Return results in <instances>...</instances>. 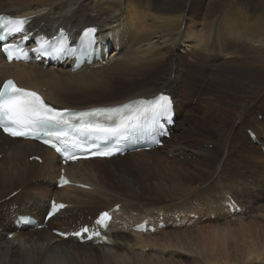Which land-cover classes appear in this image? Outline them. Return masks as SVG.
Instances as JSON below:
<instances>
[{
	"label": "bare ground",
	"instance_id": "1",
	"mask_svg": "<svg viewBox=\"0 0 264 264\" xmlns=\"http://www.w3.org/2000/svg\"><path fill=\"white\" fill-rule=\"evenodd\" d=\"M262 9L264 10V0H0V12L26 16L28 18V30L51 35L57 30L65 28L76 37L85 28L96 26L101 38L112 37L115 41L109 59L103 62H95L92 65L87 64L77 71H72L63 66L57 68L53 66L44 67L41 63L10 64L5 62L0 54V85L4 79L14 77L23 86L42 91L47 101L60 108L120 104L139 97L152 98L159 92L169 93L174 98L177 115L174 126L175 132L170 136L173 141H167L165 138L164 141L166 142L163 147L168 148L167 152L176 158L180 154L187 158L196 155L198 157L200 154H202L200 158L209 154L215 156L217 155L216 151L210 150L205 142L200 148H196L197 146L190 147L179 137L178 133L188 130V128L182 123L178 124L180 120L176 121L180 113V105L177 102L179 96L183 94L185 98L181 103V109L188 104V92L194 87L192 78L194 75H198L195 80L199 79V76L207 77V84L214 85V87L216 85L218 87L226 86L238 93H254L256 89L261 88L257 99L264 103V24L261 22L264 11L262 15L260 13ZM117 46L120 47L119 51H117ZM130 85H133L134 88L123 92ZM254 88L256 89L253 92ZM208 90L210 89L207 88L205 91ZM98 97L104 101H98L99 103L93 101V104L88 105L81 104L87 100H96ZM123 97L127 98L124 99ZM212 99L214 100V97ZM242 99L243 101L246 100ZM217 101H212L205 108L207 111L204 115L206 116L201 115L206 123L211 119L213 122L222 123L224 119L231 117L230 114L233 113V110H225L222 101ZM250 105H248L249 108L241 105L243 108L241 112L247 115L242 116L240 112L232 122H237L243 117L237 125L244 124V118L247 116L249 123L250 117L248 115L252 116L254 112ZM227 113L228 117L221 118L218 122L217 118ZM258 114L259 112L256 115L258 116ZM237 125L233 124L234 128H232L235 130ZM244 127L252 129L260 139L261 146H264V122L259 121L258 118L254 125L245 124ZM247 131L248 129H246ZM223 133L225 131H221V134ZM246 136L249 137V134ZM0 139H2V143L9 144L8 146L2 144L0 147L2 149L0 151V155L2 154V159L0 158V181L9 184L16 181L10 188L12 190L0 196V264H183V256L187 255L184 252L188 250L181 245V243L185 245V242L178 235L166 233L164 230H157L156 232H160V235H153L156 232L144 230L139 232L133 229L144 210V207L141 208V205H138V199H141L138 193L129 187H121L120 184L110 183L107 186L102 184L103 187L113 191H121L123 188L124 191L130 193L127 197H116L104 188H100L102 186L97 185L96 182L85 180L81 173L80 165L90 162L103 161L107 163L116 160V163L120 165H123L125 161L130 163L126 159L127 154L69 164L68 173L77 181L91 184L94 187L93 191L71 186L62 189L55 187L54 191V186H56L54 178L57 175L53 172L50 173V170L43 169L38 161L30 160L31 156H41L43 164L50 166V168L53 164L56 166L59 162L50 148L32 140L13 139L3 134L1 130ZM249 139L251 140L250 137ZM229 140H231L230 137ZM235 143L234 146L238 147L239 142ZM239 144L242 148L241 143ZM248 146V151H243V149L240 151L239 154L242 157L237 161L238 166L241 165L244 171H240L239 176L234 174L231 176V182H236L235 187L242 191L241 194L247 196V200L236 195L230 183L220 179L212 183L210 180L211 185H203L206 192L204 203L208 208L220 207L222 210L230 212V206L225 207L223 205L226 196L232 195L230 192L235 194V197L233 195L232 197L240 205V210L234 207V211H231L235 215L251 208L253 202L260 198H263L264 202V187H256L252 181L247 182L244 177L245 170L250 167L252 170L253 161L258 158L253 156L256 154L255 148L259 149V146L253 144L252 141ZM160 148L159 146L146 152L157 156L161 153L160 151L158 153ZM260 152L259 154L264 161V152ZM25 155L26 159L23 165L15 162L16 158L25 157ZM8 156H10L9 162L4 164V159L9 158ZM226 156L224 157L222 154L216 160L218 161L217 169L212 172V175L215 172L216 176L220 170L224 169V162L227 163L226 166H230L229 163L232 161ZM262 163L264 165V162ZM204 165L207 164L204 163ZM101 168L100 166H93L98 175L101 173ZM261 168L264 171L263 167ZM58 171H60V166ZM225 187H228L229 190ZM0 188L2 187L0 186ZM34 188L44 191L48 195L54 191L62 201L65 199L64 202L68 204L75 201L65 198L66 192L89 194L82 204L85 207L75 204L73 207L60 211L50 221L51 224V222L59 219L63 224L75 222V225L57 229L69 230L80 223H86V221L76 223V216L86 212L88 207L91 210L97 208L92 199H99L101 203L107 205L101 206L95 214L100 210H109L113 205L124 202L120 210L122 211L121 215L124 216L120 217L122 226L114 230L116 225L113 224L109 228L112 244L79 243L72 237L68 239L59 238L51 229L46 228L18 231L14 223L18 213H31L44 219L48 209L52 195L46 204L41 196L29 192ZM218 189L222 192L216 201L214 192ZM15 190L18 192L12 196ZM95 190L96 192H94ZM186 191L188 190L181 191L179 195L185 198V194L182 193ZM226 191L229 193H225ZM224 194L225 198L220 203ZM89 200L92 201V205ZM131 203L134 207L129 209L128 205ZM14 205H18V209H13ZM153 208L158 211V214L162 211L164 217L171 210V207L167 205H155ZM153 208L150 212L145 213L141 220L155 218V215H151L154 211ZM186 208L187 206L180 210H186ZM213 209L211 212H216ZM250 210L253 212V209ZM133 212L138 213L133 215ZM262 213H264L263 205L257 209L256 215L259 214L258 216L264 218ZM9 214L11 219L7 222L5 217ZM185 214L187 215L189 212ZM197 216L195 214L194 217ZM118 218L119 216L116 217V220ZM246 227L244 226L248 232H251L250 234L254 233L255 229L257 231L258 228L256 227L253 231V228L249 227L250 231ZM214 228L212 234H209L210 237L208 236L209 239L204 238L205 241H208L206 243L212 247V251L209 252L212 255L204 258L203 264H246L245 262H255V259L264 262V252L257 253V246L256 248L253 246L255 239L250 240L245 234V237L247 236L250 241H247L246 238L244 244L245 241L241 240L244 250L242 253L241 244L238 241L231 243L226 231L218 229V227ZM244 228H241V233L244 232ZM10 232L14 233L12 239L8 236ZM235 238L237 239V237ZM154 246H161L162 248L156 255L157 257L150 253V249L153 250ZM260 247L263 248V245ZM233 248L238 250H234V252L236 251L235 254L239 253L235 255L233 252L236 258L232 262L230 254H232L231 249ZM206 250L208 251V249ZM140 251L145 255L141 257Z\"/></svg>",
	"mask_w": 264,
	"mask_h": 264
},
{
	"label": "rangeland",
	"instance_id": "2",
	"mask_svg": "<svg viewBox=\"0 0 264 264\" xmlns=\"http://www.w3.org/2000/svg\"><path fill=\"white\" fill-rule=\"evenodd\" d=\"M263 11L264 10L262 9L260 12L261 15ZM262 19H261V22L264 24V13L262 15ZM197 76L198 75H194L192 78V80L194 81V87L191 89L190 92H188L189 93L188 94V98H189L188 104L186 106H183V109H181V103L183 101V98H185L183 94L179 96V101L177 102L180 105L179 107L180 113H179V118L176 121L180 120L178 124L182 123L183 125L186 126V128H188V130H184L183 132L178 133V135L190 147L197 146L196 148H200V146L202 147L204 145L203 143L205 142L207 147L210 150L214 152L216 151L217 155L214 156L212 154H209L208 156L211 155L214 157H208L207 155H205L206 157L200 158V155H202L200 154L198 157L196 155L197 159H189L187 157L182 159L183 156H181L180 154L179 157L176 158V156L169 154L167 152L168 148L163 147L164 146L163 145V146H160L161 148L160 150H158V153L159 151L161 152L160 154H157L158 157L155 156L156 154L153 155L151 153H147L146 151H138V152L127 154L126 159L130 163H127L125 161L123 165L116 163V160L112 162H107V163L103 161H97V162L81 164L80 165L81 173L84 175L85 180L90 181V182H96L97 185L102 186L100 188H104L107 192L116 195V197H125V196L127 197V195H129L130 193H128L127 191H124L123 188H121V191H113V190H110L109 188L103 187V185L107 186L110 183L120 184L121 187L122 186L129 187L131 190L138 193L139 197H141V199H138L139 201L138 205H141V208L144 207V210L141 212L142 216H140L141 217L140 219H142L145 213L150 212L151 208H153L155 205H161V206L167 205L171 207V210L168 211L169 213L168 216H170L171 212L183 209L186 206H187L186 210L195 209L198 212V215H199L198 217H192L190 219L182 220L180 222L170 221L166 228L159 229V230H164L166 231V233H169L172 235L176 234L179 236L180 239H182V241L185 242V245L181 243V245L184 246V248L188 250L187 252L182 251L184 253H187L186 256L185 255L183 256V259H182L183 264H203L204 258H207L208 256L212 255L209 253L212 251V247L211 245H208V243H206L208 241H205L204 238L209 239L210 235L215 229L214 227H218V229H222L226 231V234L228 235L229 241L231 243L233 242L235 243V241H238V243L241 244L240 250L242 253H244V250L242 248L243 242H241V240L246 239L247 236L245 237V234H247L250 240L255 239L254 241L255 245L253 244V246H255V248L257 246L256 252L258 251L257 253L261 254L262 252H264V218L262 216H258L259 214L258 215L256 214H257V209L262 205L264 206V202L262 200L263 198L258 199L256 201L257 203L253 202L251 208H248L246 211L235 215V214L228 213L222 210L220 207L216 209L208 208L207 205H205L204 203L206 199L205 197L206 192H205L203 185L205 184L211 185V181L212 183H215L216 180L220 179L222 181H225L226 183H230L236 195H238L241 199L247 200V196H244L243 194H241L242 191L240 189L238 190L235 187L236 182L235 181L231 182V176L233 174L239 176L240 171H244V168L242 169L241 165L238 166L237 161L240 159V157H242V155H240L239 153L242 149L243 151L245 150L248 151V147H249L248 145H250L252 141L249 139V137L246 136L248 134L246 132V129H249V128L244 127L245 124L248 126H252L254 125L255 121H258V118H259V121L264 122V103L261 102L262 100L257 99V95L260 94L262 89L254 88L252 90L254 92V90L256 89L254 93L252 92L238 93L237 91H233L226 86L218 87V85H216L214 87V85L212 86L211 84H207L208 83L207 77L199 76V79L195 80ZM132 87L134 88L133 85H130V87L125 88L123 92L128 91ZM207 88L210 89L211 91L210 90L205 91ZM213 97H214V100L212 99ZM123 98L125 99L127 97H123ZM242 98L246 100L243 101ZM254 99H257L258 101L257 100L253 101ZM93 101L94 103H97L98 101L100 102L101 100H100V97H98L96 100H90V101L87 100L85 102H82L81 104H86V105L93 104ZM106 101H109V100H106ZM212 101H217V102L222 101V103L225 105V108H224L225 110L226 109L233 110V113L230 114L231 117L229 119L227 118L224 119V122L222 123L213 122L212 119L209 120L207 123L205 122V120L203 121V119L201 118V115L206 116L204 115L206 114V111H207L205 108ZM241 105H243L244 107L247 106L245 108H249L248 105H250V108L254 109V112L252 116L248 115L250 117L249 123L247 122V116H245L244 122H243L244 124L237 125V123L240 122L241 119L243 118L242 116L247 115L241 112L243 110ZM182 111L183 113H181ZM258 112L259 114L257 116L256 114ZM238 113L242 115L241 116L242 118L238 120L237 122L235 121L236 123L232 122L233 119L236 118V115ZM224 117H228V113L226 115L219 116L217 118L218 122L220 121L221 118H224ZM232 123L234 125H237V127H235V130L233 129L234 127ZM221 131H225V133L221 134ZM229 137L231 138V140H229ZM166 140L170 142L173 141L171 137L166 138ZM165 142L166 141H164V144ZM235 142L241 143L242 148H240L239 143H238V147H235L234 146V144H236ZM2 144L5 146L9 145V144L2 143V139H0V147ZM258 148L259 149L255 148L256 154H254L253 156L254 158L256 157L258 158H256L255 161H253L252 170H251V167L245 170L244 177L247 182L252 181L253 184L256 185V187H260V186L264 187V175H263L264 171L261 168L263 167L264 169V165L262 163L264 161L262 160L263 158L259 154L261 153L260 151H262V149L260 146ZM1 150L2 149H0V151ZM222 154L224 157L227 154L226 157L231 159L232 163H229L230 166H226L227 163L224 162L225 164L224 169L220 170L219 174L217 173L216 176H215V172L212 175V172L215 169H217L218 161L216 160H218ZM8 157L9 158L4 159V164L5 163L7 164L9 162L10 156ZM25 159H26V155L25 157L16 158L15 162L19 163V165H23ZM30 160L31 161L34 160L32 159V156L30 157ZM204 163H206L207 165H204ZM258 163H261V164H258ZM39 164L43 169L45 168V170L46 169L50 170V173L53 172L56 175H58L60 162L56 166L54 164L53 166L51 165V168L50 166L43 164V162H39ZM93 166L102 167L101 173L99 175L97 171L93 169ZM45 175L46 173L44 174V176ZM54 179H55L54 180L55 182L56 178ZM14 182L16 183V181ZM14 182L9 184L7 182L3 183V181H0V186L2 187L0 188V196H2L3 194L5 195L10 190H12L10 188L12 184H14ZM55 187L56 186H54V191H55ZM225 188H228V187H225ZM185 190H188V191L182 193V194H185V198H184L183 196H180L179 194L181 193V191H185ZM54 191L52 192V194H49V195L48 193L46 194V192L44 191L35 190V188L30 190L29 192L32 194L41 196V198L47 204L49 197L51 195H55ZM90 191H93V190H90ZM94 192H96V190ZM221 192L222 191H220V189L214 192L215 198L217 199L216 201H218V197L221 194ZM225 193H229V192L226 191ZM230 193L235 197V194H233L232 192ZM64 196L67 199H72L73 201H75L73 202L74 205L75 204L82 205L83 201L89 196V194H84V193L78 194V193H73V192L72 193L66 192ZM148 196L153 197L154 199H150ZM186 198H188V201H186ZM224 198H225V194L222 196L220 203L222 199ZM92 201H95L94 204L97 205V208H94L93 210H91V208L89 207L86 208V212H82L80 215L76 216L77 217L76 223L80 221H87L91 215L95 214L97 209H99L101 206H107L101 203L99 199H92ZM92 201L89 200L91 205H92ZM123 203L124 202L120 204L122 205ZM184 204H186V206H184ZM18 207H19L18 205H14L13 209H18ZM133 207H134L133 203L128 205L129 209H132ZM154 209L155 208H153L152 210ZM212 209L216 211L217 213L211 212ZM250 209H253V212H251ZM156 211L157 210H154L153 213ZM137 213L138 212H133V215H137ZM213 213H216L217 216L212 217ZM67 216L69 217V215ZM9 219H11L10 214L7 217H5V220L7 222L10 221ZM81 219H85V220H81ZM59 222H60L59 219H56L54 222H51V224L49 225L50 227H45V228L46 229L66 228L68 226L75 225V222H72V224H68V223L63 224ZM246 225L247 226L249 225L250 228H253V231L256 227H258L257 231L255 229L254 233L250 234L251 232H248V229L244 228V226L246 227ZM250 225H252L253 227H251ZM121 226H122L121 223L116 224V228L114 230H117ZM249 227H246V228H249ZM241 228L242 229L244 228V232L246 231L245 233L242 231V233L244 234L241 233ZM3 231L7 232L6 230H3ZM29 231H32V230H29ZM158 234L160 235V232H156L153 235H158ZM235 237H237V239ZM250 240H248L247 238V241H250ZM244 241H245L244 242L245 244L246 240ZM257 241L261 243L259 244L257 243ZM260 245L261 246L263 245V248L260 247ZM161 249H162L161 246H154L153 250L150 249L151 252L150 251L149 252L152 253L154 257H157L156 255L159 254V251ZM206 249H208V251ZM190 250L191 252H189ZM231 250L232 252L231 251L230 252L232 254L234 250L238 251L237 248L235 249L233 248ZM114 253H117V252L114 251ZM139 254L141 257L145 255V253H143L142 251H140ZM232 254H230L231 255L230 258H232V262H233L235 261L236 254L235 255L234 254L232 255ZM118 258L120 259V256H118ZM259 262L260 261L258 259L257 260L255 259V262H251V263L245 262V263L246 264H254V263L260 264L263 261H261L260 263ZM261 264H264V262Z\"/></svg>",
	"mask_w": 264,
	"mask_h": 264
},
{
	"label": "snow or ice",
	"instance_id": "3",
	"mask_svg": "<svg viewBox=\"0 0 264 264\" xmlns=\"http://www.w3.org/2000/svg\"><path fill=\"white\" fill-rule=\"evenodd\" d=\"M28 18L14 19L0 16V42L7 41L13 34H21V39H27L25 25ZM95 29H87L86 37H90ZM48 44L47 41L44 42ZM57 41L53 40L49 47L34 49L49 55L63 53L67 51L61 44L56 47ZM12 45L4 43L3 51L8 59L27 58V53L21 50L20 55H15L11 50ZM171 108V99L167 95L161 94L150 100H138L116 107H100L83 111H73L64 109L57 110L46 104L36 92L25 88L17 87L11 79L2 82L0 85V128L12 136H27L32 132H38L46 136L48 143L51 139L56 142L68 144V137L71 136L73 147H80L81 142L88 140H108L110 137H119L128 134L132 129H136L148 123H158L159 117L166 116ZM39 138V137H37ZM55 146V144L53 145ZM67 148H57V151H67ZM101 155H111V152H101ZM62 182H66L63 181ZM64 205L53 203V212ZM103 213L98 219V224L104 223ZM87 227L75 233L81 236L87 233ZM94 232L93 235H98Z\"/></svg>",
	"mask_w": 264,
	"mask_h": 264
}]
</instances>
